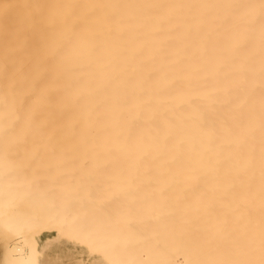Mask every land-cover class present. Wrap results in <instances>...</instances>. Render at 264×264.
Instances as JSON below:
<instances>
[{
    "label": "bare ground",
    "instance_id": "obj_1",
    "mask_svg": "<svg viewBox=\"0 0 264 264\" xmlns=\"http://www.w3.org/2000/svg\"><path fill=\"white\" fill-rule=\"evenodd\" d=\"M33 6L0 58V264H264V0Z\"/></svg>",
    "mask_w": 264,
    "mask_h": 264
},
{
    "label": "rangeland",
    "instance_id": "obj_2",
    "mask_svg": "<svg viewBox=\"0 0 264 264\" xmlns=\"http://www.w3.org/2000/svg\"><path fill=\"white\" fill-rule=\"evenodd\" d=\"M1 1L0 5L2 4V7H0V58L4 59L2 64L6 62L5 66L7 68H10V70H14L15 65L17 63L20 64V62L16 59H24V56L20 55V53L26 48L29 37L32 36V38H34L39 32L36 27H39L40 25L36 21L33 2H35V5H44L45 0ZM28 20H30L31 22L29 26L27 25ZM11 59H15L16 62H12Z\"/></svg>",
    "mask_w": 264,
    "mask_h": 264
}]
</instances>
